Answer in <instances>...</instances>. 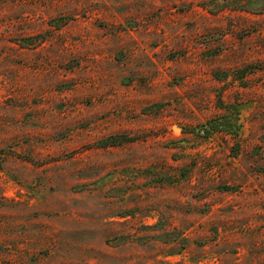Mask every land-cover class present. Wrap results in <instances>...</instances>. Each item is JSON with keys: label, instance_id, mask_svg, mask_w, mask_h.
Instances as JSON below:
<instances>
[{"label": "rangeland", "instance_id": "374dc122", "mask_svg": "<svg viewBox=\"0 0 264 264\" xmlns=\"http://www.w3.org/2000/svg\"><path fill=\"white\" fill-rule=\"evenodd\" d=\"M0 264H264V0H0Z\"/></svg>", "mask_w": 264, "mask_h": 264}, {"label": "water", "instance_id": "95a60500", "mask_svg": "<svg viewBox=\"0 0 264 264\" xmlns=\"http://www.w3.org/2000/svg\"><path fill=\"white\" fill-rule=\"evenodd\" d=\"M176 129H180V128H179L178 126H175V130H176Z\"/></svg>", "mask_w": 264, "mask_h": 264}]
</instances>
